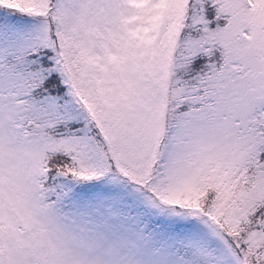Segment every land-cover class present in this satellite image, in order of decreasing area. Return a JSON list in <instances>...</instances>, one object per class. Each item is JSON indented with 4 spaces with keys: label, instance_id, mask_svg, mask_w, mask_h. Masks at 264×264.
<instances>
[{
    "label": "snow or ice",
    "instance_id": "6c2138e0",
    "mask_svg": "<svg viewBox=\"0 0 264 264\" xmlns=\"http://www.w3.org/2000/svg\"><path fill=\"white\" fill-rule=\"evenodd\" d=\"M0 264H264V0H0Z\"/></svg>",
    "mask_w": 264,
    "mask_h": 264
}]
</instances>
